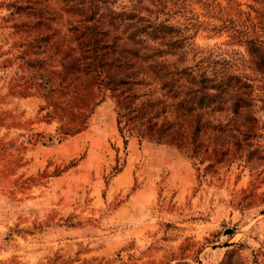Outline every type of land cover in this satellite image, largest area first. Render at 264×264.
I'll return each instance as SVG.
<instances>
[{
  "label": "rangeland",
  "instance_id": "obj_1",
  "mask_svg": "<svg viewBox=\"0 0 264 264\" xmlns=\"http://www.w3.org/2000/svg\"><path fill=\"white\" fill-rule=\"evenodd\" d=\"M73 1L0 0V264H264V103L250 102L247 145L240 129L235 149L213 146V133L195 148L161 140L187 175L154 172L141 145L156 143L161 116H121L106 90L81 104L79 92L45 87L59 56L31 41L48 29L59 41ZM91 1L95 17L116 18L141 0ZM150 10L187 27L189 56L245 57L235 31L264 34V0Z\"/></svg>",
  "mask_w": 264,
  "mask_h": 264
},
{
  "label": "trees",
  "instance_id": "obj_2",
  "mask_svg": "<svg viewBox=\"0 0 264 264\" xmlns=\"http://www.w3.org/2000/svg\"><path fill=\"white\" fill-rule=\"evenodd\" d=\"M147 1L135 3L140 5L117 13L116 18H100L95 17L91 0H74L75 11L67 15L59 41L52 29L37 31L31 46L41 41L42 52L59 56L56 78L47 75L45 87L53 83L64 91L79 92L81 104L87 98L96 102L91 96L100 100L106 90L121 116L141 117L147 112V122L161 116L154 125L156 143L180 145L188 140L195 148L202 135L213 133V146L230 144L235 149L239 144L235 130L240 129L247 145L257 129L250 102L264 103V34L235 31L245 57L235 58V51L228 57L189 56L187 27L151 14V6L155 12L163 0ZM38 23L35 20L34 25ZM235 115H240L238 121ZM224 152L225 148L219 154Z\"/></svg>",
  "mask_w": 264,
  "mask_h": 264
},
{
  "label": "crops",
  "instance_id": "obj_3",
  "mask_svg": "<svg viewBox=\"0 0 264 264\" xmlns=\"http://www.w3.org/2000/svg\"><path fill=\"white\" fill-rule=\"evenodd\" d=\"M141 148L147 154V163H155V166H152L154 172H157L162 166H165L170 169V173L179 182L187 175V173L183 174L188 168L186 161L180 154L171 150L169 147L158 143H144L141 145ZM148 182L149 179L145 178L143 184ZM179 184L182 183L180 182Z\"/></svg>",
  "mask_w": 264,
  "mask_h": 264
}]
</instances>
